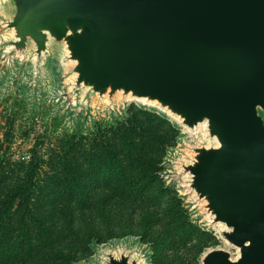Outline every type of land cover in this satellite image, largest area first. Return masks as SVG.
I'll return each instance as SVG.
<instances>
[{"label":"water","instance_id":"water-1","mask_svg":"<svg viewBox=\"0 0 264 264\" xmlns=\"http://www.w3.org/2000/svg\"><path fill=\"white\" fill-rule=\"evenodd\" d=\"M1 72L68 118H166V177L221 243L198 264H264V0H0ZM88 264L150 262L126 240Z\"/></svg>","mask_w":264,"mask_h":264},{"label":"rangeland","instance_id":"rangeland-1","mask_svg":"<svg viewBox=\"0 0 264 264\" xmlns=\"http://www.w3.org/2000/svg\"><path fill=\"white\" fill-rule=\"evenodd\" d=\"M10 78L11 73H0V203L35 165L30 205L36 215H45L42 227L36 229L28 217L16 211L5 230L1 229L4 239L9 236V242L17 243L19 218H24L36 258L19 264H64L73 255L79 258L74 264H88L95 247L126 240L145 248L150 264H198L201 247L221 244L213 231L194 220L177 183L166 177L167 155L180 139V131L170 121L134 103L122 113L68 118L49 98V91L41 87L32 96L25 79L11 85ZM145 112L164 119L177 132L175 138L164 133L163 141L169 144L164 152L157 139L162 135L154 132ZM107 145L123 161L121 166H104ZM76 181L83 183L82 189L76 187ZM81 195L84 208L75 203ZM181 207L186 209V217ZM187 221L205 233L195 234ZM146 227L169 229L155 253L140 237ZM58 228L62 238L43 246L44 233H55ZM71 229L84 236L110 230L114 237L97 245L91 242L88 255L82 239L69 234ZM120 233L123 236L118 237ZM42 251L43 258L38 255Z\"/></svg>","mask_w":264,"mask_h":264},{"label":"trees","instance_id":"trees-1","mask_svg":"<svg viewBox=\"0 0 264 264\" xmlns=\"http://www.w3.org/2000/svg\"><path fill=\"white\" fill-rule=\"evenodd\" d=\"M145 117L148 119L149 123H152L153 130L156 134L162 135L160 138H157L161 142V148L164 152V147L166 145H169L168 143L163 141L164 133H169L170 138H175L177 132L174 130V128L166 123V121L160 117H156V115H153L151 113L145 112ZM106 147L107 155L104 157V166H111L112 164H116L118 166H121L123 164L122 160H118L115 152L109 148V146ZM157 164V163H155ZM32 166L27 171L23 181L10 189L7 193H5L4 198L1 200L0 203V231L1 229L5 230V227L7 224L11 222V219L13 217V214L17 211L21 213L22 215L28 217L34 224L36 229H40L42 227L41 225V219L44 218L45 215H36L30 205V197L33 194L34 191V174H33V168ZM76 187L78 189H82L83 183L80 181H76ZM82 191H80V194ZM76 204L79 205L80 208H84L85 206V200L83 199L82 195L79 197V199H76ZM181 210L185 217L186 209L181 207ZM153 215V214H152ZM155 223V219L153 220L152 224ZM192 231L195 232V234H204L205 231H202L199 229V227L187 221L186 223ZM19 228H20V234L21 236L18 238L17 243H13L12 241H8L9 236H7V239H4V236L0 232V264H19L20 262L23 263H31L34 258V252L35 249L33 241H32V235H27V225L25 223L24 218L21 216L19 218ZM146 231L139 233L141 239L144 242H148L150 244V248L152 250V253L156 252L157 246L162 243L163 238L168 234L167 228H160L152 231V227H146ZM4 232V231H3ZM113 231L106 230L102 233L99 232H92L89 234V236H84L80 234L78 231H72V229L69 231V234H74L75 238L82 239V242L85 244V250H87L88 255L91 254L92 249L91 248V242L94 245L99 244L102 241H107L108 239L114 237ZM63 232L61 230H58L55 233H44L43 236L46 237L44 242H41L43 246H46L47 244L56 243L57 238H62ZM120 236H123L122 233H120ZM36 240L38 239L35 237ZM73 238V237H72ZM4 243V244H3ZM90 244V245H89ZM202 248V247H201ZM197 252V255L202 251V249ZM44 251L41 253L38 252L39 257L43 258ZM79 258L77 256H69L67 258V261L64 264H74L78 262Z\"/></svg>","mask_w":264,"mask_h":264}]
</instances>
